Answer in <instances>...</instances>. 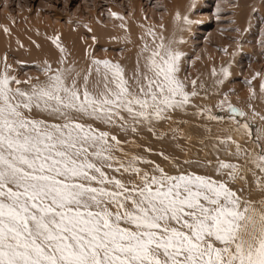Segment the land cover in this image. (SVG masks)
I'll return each mask as SVG.
<instances>
[{"label": "snow or ice", "instance_id": "6c2138e0", "mask_svg": "<svg viewBox=\"0 0 264 264\" xmlns=\"http://www.w3.org/2000/svg\"><path fill=\"white\" fill-rule=\"evenodd\" d=\"M149 34L155 46L145 43L131 75L107 59H93L85 70L65 66L59 37L53 43L61 67L45 61L43 79L21 81L5 63L0 264H264V128L255 137L247 123L234 129H243L259 151L249 152L231 136L216 137L214 148L227 151L231 142L236 150L228 154L243 163L217 157L220 178H213L181 171L160 153L177 170L170 174L125 152V142L91 123L132 133L147 126L154 134L156 125L168 123L178 139L181 130L172 125L186 123L176 119L180 114L224 119L193 103L197 81L189 89L181 79L175 41L160 36L156 43ZM226 111L230 120L245 115L230 103ZM237 182L242 186L234 189ZM252 192L258 198H250Z\"/></svg>", "mask_w": 264, "mask_h": 264}, {"label": "bare ground", "instance_id": "6f19581e", "mask_svg": "<svg viewBox=\"0 0 264 264\" xmlns=\"http://www.w3.org/2000/svg\"><path fill=\"white\" fill-rule=\"evenodd\" d=\"M168 1L159 0L158 3L148 7V13L145 14L143 6H140L141 0H129L127 1V14L123 13L121 7L116 12L109 10L110 14L106 23L94 16L90 28L81 18L75 17L72 20L67 19L64 23L59 22L58 18H54L53 22L47 23L46 26L33 27V29L26 27L27 30L24 28L25 32L13 29L12 26V29L10 28L7 32L3 29L4 31H0V71H3L5 63L10 64L8 60L2 57V53L8 51V53L18 54L20 50L17 49L20 48L21 42L24 46L25 44L28 45L29 42L34 44V40L45 50L52 51L50 47L55 45L53 40L56 37H59L57 42L61 46H67L66 44H74L71 42H74L80 32L88 30L93 33L95 38L91 34L93 37L90 43L86 44L87 47L82 43L84 48L80 41V47L76 44L77 49L79 48L78 51L81 50L80 48L84 49L82 57H77L76 47L71 48L68 63L74 65L78 70H85L93 59H107L120 63L128 75H131L138 54L145 43L150 47L155 46L154 37L149 34L151 29L156 35V43H159V37L163 36L165 43L175 41L172 46L182 53L180 77L185 80L189 89H191V81H197L196 88L199 95L193 98L195 105L207 109L213 106L217 109L221 101L224 103L234 102L246 110L249 119L257 121V130L264 128V120L260 119L261 116H264V90L261 88V85L264 84V0H257V2L254 0ZM243 3L248 10L251 9V13H248V10L244 8ZM158 5L161 6L160 11L156 9ZM177 14L181 19L177 20ZM118 17H122V19ZM0 19L3 24H10L6 17L2 16ZM20 20L22 21V18ZM27 21L28 18L26 17ZM22 22L19 24L22 25ZM211 22L214 24V29L209 33L204 32L199 27L205 23L211 24ZM51 23L53 24L51 25ZM76 42L78 41L76 40ZM93 43H101L105 51H108L112 45L121 46L122 53L120 56H114V52L108 51L109 53L103 54L102 57L96 56L89 47V44ZM17 45L18 48H16ZM29 47L27 48L29 49ZM7 49L11 51L9 52ZM31 49L30 47L29 51ZM55 50L57 51V49ZM23 51H27L26 48ZM43 52L45 54L44 50ZM252 54L258 57L255 65H251V58L248 59ZM57 55L61 56L60 54ZM36 58L34 59L38 63L37 66L42 67L44 61L36 60ZM45 59L55 61L54 58ZM50 64L53 68L61 66L57 63L53 64L51 61ZM214 69L215 75H213ZM221 69H227L228 75L225 76ZM39 74L43 79L40 71ZM235 75L243 76L240 80L246 87L245 90L237 89L232 92L228 89L227 84L233 82L232 78ZM221 81L223 82L221 83ZM201 85L206 87V91L201 89ZM20 86L27 87L24 84ZM225 96H227V100H225ZM192 111L195 109L190 108L189 112ZM176 119L186 121V123L181 122L179 125H172V127H178L181 130L178 139L172 138L173 133L169 131L168 123L156 125L155 134L153 131H149L147 126H138L136 133L122 132L117 128L116 134L122 142H125L122 145L125 152L139 154L146 159L153 160L170 174H176L177 170L168 161H165L159 155L160 153L171 157L180 165L181 171H191L213 178H220L215 173L217 157L227 162L243 163L242 160H237L228 154L236 150L235 145L231 142L227 146V151H225L224 145H218L217 148H214L213 145L218 143L216 137L231 136L234 141L239 143L242 148L248 149L249 152L259 150L243 129L239 132L234 131L239 127L234 123L209 121L206 115L197 117L191 114L188 116L180 114ZM94 126L96 125L94 124ZM207 129H211V131L209 132ZM161 133H166V135L161 138ZM145 149H151V151H145ZM116 154L121 155L120 153ZM185 160L190 161V163L184 164ZM209 161H211L210 166L208 165ZM115 175L119 178V174ZM249 179H251L250 176ZM232 186L234 189H238L242 185L237 182ZM245 195L247 196L248 193L245 192ZM250 198H258V193L252 192Z\"/></svg>", "mask_w": 264, "mask_h": 264}, {"label": "rangeland", "instance_id": "374dc122", "mask_svg": "<svg viewBox=\"0 0 264 264\" xmlns=\"http://www.w3.org/2000/svg\"><path fill=\"white\" fill-rule=\"evenodd\" d=\"M127 1H129V0H0V17L2 18V16H4L10 21V24L4 23L5 24L4 25L2 23L3 21H1V19H0V31H2L3 29L4 30L5 29L10 30V28L12 26L13 29H18L20 31L25 32L26 27L27 28L30 27V29H33V27L36 28V27H40V26H44V25L46 26L47 23L53 22L54 18L55 19L58 18V20H60L59 22L64 23L67 19L72 20L75 17L81 18L83 21H85L87 23V27L90 28L91 24L93 22L92 18L94 16L101 19V21L103 23H106L107 19L109 17V14H110L109 10H115V12H116L121 7L123 9V13L127 14V10H128ZM158 1L159 0H156V1L155 0H151V1L150 0L149 1L148 0H141L140 6L141 5L143 6V10H145L144 12H145V14H147L148 10H149L148 7L153 6L154 3L156 4V3H158ZM169 1H171V0H169ZM254 1L257 2V0H254ZM244 8L247 9L245 7V4H244ZM156 9L160 11L161 6L158 5V8H156ZM19 13L22 14L21 17H20ZM106 13H107V15H106ZM248 13H251V9L248 10ZM23 14H25V15H23ZM26 17L28 18L27 22H26ZM21 18H22V21L24 23H26L25 25L20 20ZM30 20H32V21H30ZM20 22H22V25L19 24ZM1 24H3V25L1 26ZM52 24L53 23H51V25ZM209 24L210 23H207V24L205 23L203 26H199V27H201L202 28L201 30H203L204 32L209 33L211 31H213V29H214V24L212 22L210 25ZM27 25H29V26H27ZM18 26H19V28H18ZM60 26H62V25H60ZM1 27H2V29H1ZM91 34L93 35V33H91V31L84 30V31L80 32L79 35H77V37L75 36L76 38H75L74 42H71V43H74L75 45L74 44H71V45L66 44L67 46L62 45V47H64V49H65V52L63 53V57L66 61L65 66L71 65L68 63V56L70 55L69 50L71 48H75L77 45L78 46L81 45L82 43L84 44V46L87 47L88 43H90V41L92 40V37L94 36V35L91 36ZM80 35H82V36L80 37ZM94 38H95V36H94ZM76 40L78 42H76ZM79 41L81 42V44H79ZM33 43L35 45L32 44V42H29L30 47L32 48L30 51H29V49H30L29 44L28 45L25 44L23 46L22 42H21L19 44L20 48L17 49V50H20V52L18 54L13 53V52H12L13 53L12 54L10 52L11 51L10 49H7V50H9L10 53H8V51H5L4 54L2 53V57L10 62V64H8L10 66L9 73L11 75L16 76L21 81L27 80L29 77L41 76L39 74V70H37V69H39V67L37 66L38 63L35 62V59H34L35 57H37L36 60L40 59L44 62L47 60L48 63H50V61H51V63H53V64L54 63L59 64V59L61 58V56L59 57L57 54L62 55L60 53L59 49L57 47H55V45H53L54 47L53 46L50 47V50H52V51H48V50H45V48L42 47L41 45H38L34 40H33ZM83 44L81 45L82 47H83ZM32 46L36 47V48L38 47L39 49L33 48ZM68 46H69V48H68ZM24 47L26 48L27 51H23L25 49ZM27 47H29V49ZM86 47H85V49H86ZM89 47L94 51V54H96V56H99V57H102L103 54L104 55L108 54L109 53L108 51L114 52L113 53L114 56H120V53H122V47L121 46L119 47V46L112 45L108 48V51L103 50L104 46L101 43L89 44ZM16 48H18V45L16 46ZM21 48H23L22 51H21ZM55 49H57V51ZM76 49H77V47H76ZM78 49H77V57L79 58L82 55V53L84 52L83 51L84 49L80 48L82 51L81 50L78 51ZM32 50H33V52H31ZM38 50H40L39 53H38ZM43 50L45 51V54H44ZM6 52H7V54H6ZM40 52H41V55H40ZM78 52H79V54H78ZM46 56H48V57H46ZM45 58H54L55 61L53 60V62H52V60L45 59ZM257 58L258 57H256L254 54H252L248 58L251 60L252 64L251 63H249V64L255 65ZM59 67H61V66H59ZM242 78H243V76H241V75H235V77L232 78L234 84H233V82L227 84L228 89L232 90V92L234 90H237V89L245 90L246 87L242 84V82L240 80ZM201 89L203 91H206L205 86L201 87ZM229 103L231 105H233L234 107H236L238 110L244 112L245 115L243 117L236 116L235 120H230L229 119V113L226 111V107ZM209 109L211 110L212 115L224 118L220 122L227 121V122L234 123L236 126H240V124L247 123L250 125L253 137H255V135L257 134L256 133L257 127H258L257 121L252 120L251 118L249 119V117L247 116L246 110L243 107H240L239 105H237L236 103L226 102V103H224L223 107H218L217 109H215L212 106ZM89 122H91V121H89ZM91 123H94L97 127L101 128L103 130H109L112 132V134L117 136V134H116L117 128L107 129L104 125L97 124L96 122H91ZM260 143L264 144L263 140H261Z\"/></svg>", "mask_w": 264, "mask_h": 264}]
</instances>
